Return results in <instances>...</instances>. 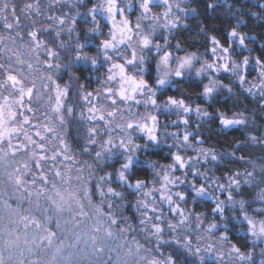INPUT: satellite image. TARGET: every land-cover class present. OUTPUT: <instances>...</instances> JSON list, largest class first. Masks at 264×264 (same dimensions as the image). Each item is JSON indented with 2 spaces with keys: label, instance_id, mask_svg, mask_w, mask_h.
I'll use <instances>...</instances> for the list:
<instances>
[{
  "label": "clouds",
  "instance_id": "obj_1",
  "mask_svg": "<svg viewBox=\"0 0 264 264\" xmlns=\"http://www.w3.org/2000/svg\"><path fill=\"white\" fill-rule=\"evenodd\" d=\"M0 264H264V0H0Z\"/></svg>",
  "mask_w": 264,
  "mask_h": 264
}]
</instances>
